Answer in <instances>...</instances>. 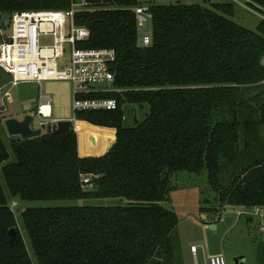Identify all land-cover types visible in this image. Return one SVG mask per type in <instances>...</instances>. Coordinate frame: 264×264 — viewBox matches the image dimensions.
I'll return each instance as SVG.
<instances>
[{
	"label": "trees",
	"instance_id": "1",
	"mask_svg": "<svg viewBox=\"0 0 264 264\" xmlns=\"http://www.w3.org/2000/svg\"><path fill=\"white\" fill-rule=\"evenodd\" d=\"M142 0H88L75 22L90 36L82 48H113L116 109L75 110L76 125L11 140L0 133V264H185L178 213L163 203L180 171H207L216 192L202 206L211 221L264 204V19L257 29L233 19L236 3H149L152 41L141 46L134 6ZM264 8V0L249 5ZM72 0H0L3 13L64 10ZM264 13V10L256 7ZM9 21V22H8ZM6 21L4 29L11 22ZM10 78L0 69V85ZM127 103L150 108L125 126ZM8 119L6 116L0 120ZM91 176L93 187L84 183ZM116 199L112 204L34 205L22 211L33 247L18 229L12 198ZM249 221L254 222L252 219ZM257 264H264V231ZM17 229L16 242L9 230Z\"/></svg>",
	"mask_w": 264,
	"mask_h": 264
},
{
	"label": "rangeland",
	"instance_id": "2",
	"mask_svg": "<svg viewBox=\"0 0 264 264\" xmlns=\"http://www.w3.org/2000/svg\"><path fill=\"white\" fill-rule=\"evenodd\" d=\"M145 3L170 4V3H200L210 6L214 2H224L228 0H142ZM247 3L246 0L243 1ZM236 13L233 19L240 24L257 29L262 17L255 11H252L239 3L236 4ZM9 22V21H8ZM11 32V29H4ZM144 30L150 36L152 34V24L148 22ZM9 77V75H7ZM10 78V77H9ZM11 80V79H10ZM4 92L8 94L6 103L3 106L6 110L1 111L2 117L23 119L28 114H33L35 120L32 122L34 128H42L43 132L47 131L51 123V118L40 119L37 115V109L41 95H50L53 97L51 106L54 109V117H61L63 120L74 119L75 107V90L74 84L70 81H43L38 82H20L12 85L11 82L5 85ZM104 87L110 89L114 87L105 84ZM50 107L45 106L44 111L49 112ZM125 110V126L132 127L137 122L143 121L150 112L147 104L139 105L127 103ZM4 118L0 120V133L10 151V158L6 163L15 160V154L11 149V140L19 135L9 133ZM76 123V122H75ZM44 124V125H43ZM75 126V125H74ZM264 135V129L262 130ZM3 166V164L0 166ZM175 188L171 192L170 201L163 204L174 209L179 216L180 222L176 230L182 250L185 254V264H206L205 254L202 249L206 248L207 257L211 254L224 253L228 264H234L233 258L237 255H245L248 264H257V248L262 234H259L255 226V222L249 221L246 217H241L236 222L228 226L223 220L216 222V229H212L209 222L211 218L209 213L202 211V206H212L215 203L216 192L210 188L208 181V173L197 175L186 171H180L173 177ZM116 199H56V200H38L29 201L22 200L18 197L12 198L10 205L15 211L18 229L27 242L30 252L33 253V247L22 220V211L28 206L34 205H68V204H112L116 203ZM16 202V205H12ZM233 213L234 210H229ZM260 235V238L255 237ZM197 244L199 247L197 257L191 252V245ZM36 259L35 255L33 257Z\"/></svg>",
	"mask_w": 264,
	"mask_h": 264
},
{
	"label": "built area",
	"instance_id": "3",
	"mask_svg": "<svg viewBox=\"0 0 264 264\" xmlns=\"http://www.w3.org/2000/svg\"><path fill=\"white\" fill-rule=\"evenodd\" d=\"M255 11L264 19V10L258 4L255 8L249 5L250 0H229ZM88 0H72L71 7L64 10H30L12 13L9 28L6 32L0 28L2 41L0 43V69L9 75L12 85L20 82L43 81H70L76 88L74 107L75 110L116 109L118 101L115 98H82L81 94L99 91L114 90L104 87L105 84L113 85L114 73L111 70L116 60V51L113 48H82L77 42L86 40L91 32L84 26L75 22V13L83 9ZM139 29L144 31L140 40L144 45H149L151 36L144 30L145 25L153 19L151 4L142 3L134 6ZM1 18V17H0ZM264 64V56L262 59ZM264 86V80L262 82ZM5 85H0V110H6L7 93ZM43 99L52 102L53 97L43 95ZM39 108V118L47 116ZM44 125V124H43ZM84 183L93 187L91 176L84 177ZM13 202L12 205H16ZM13 207V206H12ZM227 212V211H226ZM234 221L241 217L252 219L260 231H264V204L242 206L234 210ZM199 247H191L192 253L197 257ZM206 264H228L224 253H218L206 258Z\"/></svg>",
	"mask_w": 264,
	"mask_h": 264
},
{
	"label": "water",
	"instance_id": "4",
	"mask_svg": "<svg viewBox=\"0 0 264 264\" xmlns=\"http://www.w3.org/2000/svg\"><path fill=\"white\" fill-rule=\"evenodd\" d=\"M12 13H3L0 18V28L5 26L6 21L11 20ZM139 36H144V31L139 29L138 31ZM2 41V36L0 32V43ZM140 45L145 46L142 38L140 40ZM35 120V116L33 114L26 115L23 119L18 118H8L5 121L7 129L10 134L12 135H19L23 139H28L32 137L39 136L43 133L42 128H34L32 126V122ZM75 125L74 119L70 120H60L52 125V130L54 133H61L69 131ZM235 216L233 214H227L223 217V221L230 226L234 221ZM212 229H216V225H211ZM9 240L10 242L14 243L17 239V229L11 228L9 230ZM234 264H248L245 255H237L233 258Z\"/></svg>",
	"mask_w": 264,
	"mask_h": 264
},
{
	"label": "crops",
	"instance_id": "5",
	"mask_svg": "<svg viewBox=\"0 0 264 264\" xmlns=\"http://www.w3.org/2000/svg\"><path fill=\"white\" fill-rule=\"evenodd\" d=\"M40 106H42L41 107V109H42V112L41 113H44L46 116H47V118H51V125H53V123H55V122H57V121H60V120H63V118H61V117H54V109L52 108V106H51V102L49 103V102H47L46 100H44L43 99V95H41V97H40V101H39V105H38V109H37V112H38V114H39V107ZM47 107V106H49L50 107V109H49V112L47 113V112H45L44 111V107ZM37 114V115H38ZM19 119V118H18ZM74 121L76 122V119L74 118ZM75 125H76V123H75ZM228 213L227 212H224L223 214H222V218H221V220H223V217L225 216V215H227ZM236 222V221H235ZM255 222V221H254ZM209 224H210V226L211 225H215L216 224V222H214V221H210L209 222ZM255 225H257L256 223H255ZM194 245H197V244H192L191 245V247L192 246H194ZM198 246V245H197ZM202 249H203V251H204V254H205V260H206V258H207V252H206V248L203 246L202 247ZM199 250V249H198ZM192 252V251H191ZM193 254V253H192ZM198 254V253H197ZM211 255H214V254H211ZM210 255V256H211ZM193 256H195L194 254H193ZM196 257V256H195Z\"/></svg>",
	"mask_w": 264,
	"mask_h": 264
},
{
	"label": "flooded vegetation",
	"instance_id": "6",
	"mask_svg": "<svg viewBox=\"0 0 264 264\" xmlns=\"http://www.w3.org/2000/svg\"><path fill=\"white\" fill-rule=\"evenodd\" d=\"M234 263V262H233Z\"/></svg>",
	"mask_w": 264,
	"mask_h": 264
}]
</instances>
